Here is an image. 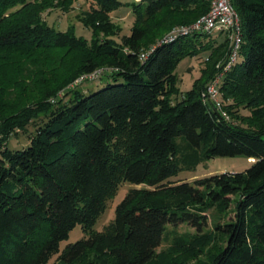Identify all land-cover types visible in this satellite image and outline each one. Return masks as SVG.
<instances>
[{"label":"trees","instance_id":"16d2710c","mask_svg":"<svg viewBox=\"0 0 264 264\" xmlns=\"http://www.w3.org/2000/svg\"><path fill=\"white\" fill-rule=\"evenodd\" d=\"M51 1L0 0V264H48L54 255V264H264V0H232L242 59L220 84L235 101L229 113L250 108L246 127L204 101L214 66L188 90L176 86L182 58L208 50L216 60L226 39L215 45L212 35L193 33L155 43L172 23L204 15L207 1L127 3L134 20L119 40L97 31L120 0H92L83 19L93 27L90 39L48 24L42 12ZM38 53L46 58L29 70L32 86L5 76L9 59ZM102 67L111 82L88 92L71 87ZM29 125L27 144L10 148L7 138ZM218 156L255 161L238 172L171 180ZM124 182L142 186L130 188L114 218L95 229ZM77 224L83 237L59 249ZM179 224L194 231L173 230L160 248L168 225Z\"/></svg>","mask_w":264,"mask_h":264},{"label":"rangeland","instance_id":"374dc122","mask_svg":"<svg viewBox=\"0 0 264 264\" xmlns=\"http://www.w3.org/2000/svg\"><path fill=\"white\" fill-rule=\"evenodd\" d=\"M123 2L118 8L112 11L110 22L104 24V30H99L98 35H109L112 38L119 40L120 36L123 34L130 33V27L134 20V15L132 13L131 7L128 5L132 2H139V0H120ZM53 5H48L42 12L43 18L47 21L48 24L54 26L60 30L69 29L74 31V33L78 36H83L87 39L92 37L93 27L90 25H86L84 23V11L88 10L90 5L93 4L92 0H73L68 6H61V5H54L56 2L55 0L50 2ZM128 3V4H127ZM196 21V20H195ZM195 21H190L189 23H181L176 22L172 23L170 26L165 28L159 34V38L156 39L155 43H159L161 40L166 38L171 32L177 30V28L181 26H187ZM218 34V35H217ZM187 36V35H182ZM181 36V37H182ZM212 38H214V44H218L222 42L224 38L223 33H213ZM155 43L150 44L142 53H150L153 47L156 45ZM155 44V45H154ZM228 44V43H227ZM226 53H228V45H226V51L222 54V52H218L216 54V60H211L209 51L199 52L193 56H185L182 60L179 61L177 66L175 67V74H176V86L181 92L188 90L193 82L200 76L203 75L204 71L207 72L213 69V76L221 71L222 68L218 67V63L224 59ZM29 56L31 59H27ZM147 56V55H145ZM46 58V54H31V55H18L16 58L9 59V63L6 64V71L5 76H13L16 75L18 79H23L26 83L31 84V78H28L29 70H33L35 66L37 67L38 64L44 63ZM239 60L242 59V55L239 54ZM31 63L30 67L25 65L26 61ZM32 68V69H31ZM105 68H98L96 70V75L94 77L89 78H82L78 82L71 85V87H79L84 92L94 91L102 86H104L107 82H111L107 80V76L103 75V71ZM4 74V72H3ZM204 76V75H203ZM207 77V76H206ZM206 77L202 80H206ZM96 79V80H95ZM84 80V81H83ZM86 80V81H85ZM83 81V82H82ZM82 82V83H80ZM208 83V82H207ZM70 87V88H71ZM75 87V88H76ZM204 90V88H203ZM66 92L62 90L58 93L59 97H63ZM181 92L173 95V101H176L180 98ZM216 108L226 116L228 121L233 122L234 124L241 125L246 127L248 125V117L250 115V108L246 107V104H240L236 107H232L230 110L233 111L229 113L228 105L231 104L233 106L234 99L233 98H225L222 95L221 90L217 95L216 99ZM248 106V105H247ZM26 132L23 131H16L17 133L11 134L10 137L7 138V145L10 148H21L27 144V135L28 132L33 130V126L29 125L26 129ZM185 145L182 144L181 148L184 150ZM255 159L253 157H246V156H218L210 159H204L200 161L194 169L191 170H182L176 176L172 177L171 180L173 181H181L187 180L192 181L195 178L221 173V172H238L248 168ZM141 184H132L129 182L122 183L116 194L108 200L107 206L105 211L99 216L97 219L94 228L97 230L103 229L105 225H107L113 218H114V209L116 204L125 196L127 191L132 187H141ZM233 216V213L230 214ZM173 230L177 232H187V231H194V228L186 225V224H179L178 226L174 227L172 225H168L166 230V238L161 243L160 248H166L170 243L171 233ZM83 237V232L80 225H76L68 234V237L62 240L59 244V249H62L66 244L70 242H74L78 239ZM215 252L213 250H206L203 255L199 257L201 262H205L209 258L211 254ZM56 256L54 255L50 258L48 264H54L56 261Z\"/></svg>","mask_w":264,"mask_h":264},{"label":"built area","instance_id":"2783aa9c","mask_svg":"<svg viewBox=\"0 0 264 264\" xmlns=\"http://www.w3.org/2000/svg\"><path fill=\"white\" fill-rule=\"evenodd\" d=\"M140 1V0H139ZM208 3L207 12L198 18L194 23L181 26L171 32L161 42L172 41L182 35H191L193 33L210 34L223 33L227 41L228 53H226L223 60L218 63L221 71L215 74L205 85L202 91L204 101L211 102L215 107L217 95L220 91V84L223 74L230 70L231 67L238 61L240 46H241V24L237 11L235 10L232 0H205ZM218 35V34H217ZM148 53H142L141 58H145ZM96 71L81 75L76 81L80 79L94 77ZM222 116L224 114L221 112ZM225 119L226 116H224Z\"/></svg>","mask_w":264,"mask_h":264}]
</instances>
